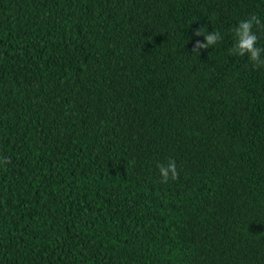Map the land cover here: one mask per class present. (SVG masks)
<instances>
[{
	"label": "trees",
	"instance_id": "obj_1",
	"mask_svg": "<svg viewBox=\"0 0 264 264\" xmlns=\"http://www.w3.org/2000/svg\"><path fill=\"white\" fill-rule=\"evenodd\" d=\"M250 15L264 46V0H0V264H264Z\"/></svg>",
	"mask_w": 264,
	"mask_h": 264
},
{
	"label": "clouds",
	"instance_id": "obj_2",
	"mask_svg": "<svg viewBox=\"0 0 264 264\" xmlns=\"http://www.w3.org/2000/svg\"><path fill=\"white\" fill-rule=\"evenodd\" d=\"M261 20L256 15H250L247 19L237 22L233 29V44L229 50V55L247 56L253 67L264 66V46L258 44V35L253 30L254 25L259 26ZM197 37L203 36V40H197L193 51L198 53L199 49L211 48L223 39L219 30L212 29L205 31L200 28L195 31ZM7 162V158H0V165ZM161 177V182L177 178L176 163L169 158L167 163H157L156 165Z\"/></svg>",
	"mask_w": 264,
	"mask_h": 264
}]
</instances>
